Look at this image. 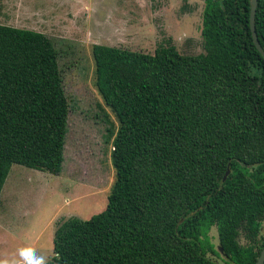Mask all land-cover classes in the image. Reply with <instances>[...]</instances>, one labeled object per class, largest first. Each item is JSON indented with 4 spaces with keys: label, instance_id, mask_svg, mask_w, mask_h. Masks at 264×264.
Instances as JSON below:
<instances>
[{
    "label": "trees",
    "instance_id": "16d2710c",
    "mask_svg": "<svg viewBox=\"0 0 264 264\" xmlns=\"http://www.w3.org/2000/svg\"><path fill=\"white\" fill-rule=\"evenodd\" d=\"M202 1L201 53L91 46L96 90L117 122L106 135L114 177L101 211L55 227L49 264L254 263L264 241V58L249 0ZM253 25L264 51V0ZM67 113L50 39L0 24V189L12 164L60 172ZM211 227L221 252L206 240Z\"/></svg>",
    "mask_w": 264,
    "mask_h": 264
},
{
    "label": "rangeland",
    "instance_id": "374dc122",
    "mask_svg": "<svg viewBox=\"0 0 264 264\" xmlns=\"http://www.w3.org/2000/svg\"><path fill=\"white\" fill-rule=\"evenodd\" d=\"M202 8V0H0V24L39 31L52 42L68 103L60 172L9 167L0 189V261L24 264L22 248L48 260L60 221L88 219L105 207L114 177L106 135L117 122L96 90L91 46L152 53L171 44L183 55L201 53ZM205 235L217 250L214 227Z\"/></svg>",
    "mask_w": 264,
    "mask_h": 264
},
{
    "label": "water",
    "instance_id": "95a60500",
    "mask_svg": "<svg viewBox=\"0 0 264 264\" xmlns=\"http://www.w3.org/2000/svg\"><path fill=\"white\" fill-rule=\"evenodd\" d=\"M255 5H256V0H249V30L253 45L255 46L256 50L260 53V55L264 58V51L259 45L253 25ZM227 173H228V169L225 170L222 178H224ZM218 251L221 252V248L219 246H218ZM263 261H264V241L258 253V256L256 257L253 264H263Z\"/></svg>",
    "mask_w": 264,
    "mask_h": 264
},
{
    "label": "clouds",
    "instance_id": "9594fccd",
    "mask_svg": "<svg viewBox=\"0 0 264 264\" xmlns=\"http://www.w3.org/2000/svg\"><path fill=\"white\" fill-rule=\"evenodd\" d=\"M19 255L24 264H49L45 257L37 255L32 249L22 248L19 250ZM0 264H8V261H0Z\"/></svg>",
    "mask_w": 264,
    "mask_h": 264
}]
</instances>
